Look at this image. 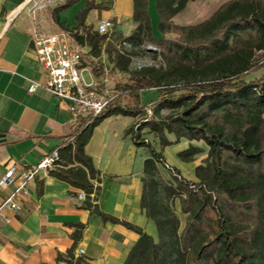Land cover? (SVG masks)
I'll return each instance as SVG.
<instances>
[{"label":"trees","instance_id":"16d2710c","mask_svg":"<svg viewBox=\"0 0 264 264\" xmlns=\"http://www.w3.org/2000/svg\"><path fill=\"white\" fill-rule=\"evenodd\" d=\"M80 1L64 0L53 8L54 21L64 28L60 13ZM188 1L155 0V25L148 0H133L137 28L126 38L131 48L119 49L108 35L86 24L88 14L104 6L85 0L74 35L90 49L88 64L97 76L105 66L98 59L106 54L109 74L120 73L121 79L100 114L79 118L49 174L85 191L84 208L139 235L123 264H264V0H227L207 20L175 23ZM144 43L160 49L153 55L157 63L132 69ZM112 115L134 117L126 135L150 151L143 164L141 208L156 224V237L94 202L101 172L85 147L97 125ZM145 129L158 136L162 149L182 139L204 142L208 150L195 169L197 181L169 166L172 179L162 180L164 154L147 139ZM204 150L190 144L179 158L191 162ZM177 198L184 226L173 208ZM57 255L71 264H87L75 258L73 249Z\"/></svg>","mask_w":264,"mask_h":264},{"label":"crops","instance_id":"0c3cea01","mask_svg":"<svg viewBox=\"0 0 264 264\" xmlns=\"http://www.w3.org/2000/svg\"><path fill=\"white\" fill-rule=\"evenodd\" d=\"M25 1L0 0V180L11 166L16 165L19 176L54 149H60L72 140L70 134L76 126L71 121L68 102L44 87L28 91L32 81L44 80V74L33 46L32 14L29 7H22ZM148 2L150 7L151 0ZM62 3L64 0H52L44 20L52 22L56 28L77 33L76 15L85 0L60 13L64 28L50 13ZM119 4L120 12L116 13L125 12L132 18L133 0H119ZM111 11L114 12L115 7ZM97 12L99 10L94 9L88 14L87 25L92 24ZM84 49V59L88 62L90 49L87 46ZM135 122L129 115L105 118L94 129L85 152L101 172L99 180H95L97 191L93 193L99 209L120 221L136 224L155 237L156 224L141 208L143 164L150 157V151L139 147L130 134L126 135ZM190 144L201 146L196 141L182 139L163 149L154 148L163 151L167 162L178 168L183 177L197 181L195 169L206 155L197 156L191 162L181 161L179 153ZM159 167L160 174H165L164 165L159 164ZM183 170L189 174L186 176ZM168 179H172L171 174ZM29 182L26 192L15 197L20 208L12 211L5 208L6 215L0 216V264H71L58 260L57 255L71 249L75 258L87 264H123L139 239L134 230L121 222L105 221L101 215L84 208V201L77 196L80 189L51 176L49 170H42ZM14 188V185L4 188L0 183V204ZM79 224L84 225L81 230ZM77 230L81 233L75 238Z\"/></svg>","mask_w":264,"mask_h":264},{"label":"built area","instance_id":"2783aa9c","mask_svg":"<svg viewBox=\"0 0 264 264\" xmlns=\"http://www.w3.org/2000/svg\"><path fill=\"white\" fill-rule=\"evenodd\" d=\"M51 4L52 0H26L22 5L29 7L32 14L35 29L31 36L44 74V80L32 81L28 91L34 92L38 87H44L50 94L68 102L71 121L77 125L79 118L97 116L106 108L113 94V77L106 65L102 75L95 74L92 66L84 59V45L79 43L73 31L56 28L52 22L44 20ZM114 26L115 22L110 17L102 18L96 29L100 34L108 35L109 39ZM80 33H84L82 29ZM117 76L121 77V74L117 73ZM58 158V149H54L52 154L45 156L19 176L16 165L11 166L0 183L4 188L12 185L15 188L0 204V216L6 215L5 208L18 210L20 205L15 197L26 192L29 181L42 170L53 169ZM77 196L83 201L87 198L83 190H79ZM80 252L83 254L84 250L81 249Z\"/></svg>","mask_w":264,"mask_h":264},{"label":"rangeland","instance_id":"374dc122","mask_svg":"<svg viewBox=\"0 0 264 264\" xmlns=\"http://www.w3.org/2000/svg\"><path fill=\"white\" fill-rule=\"evenodd\" d=\"M97 1H102V5L104 6V9L107 10H99L97 12L96 16L94 17V21L92 22L91 26L95 28V26L99 23L100 19L102 18H109L114 20L115 26L111 31L110 35V40L117 48L122 49L124 46L126 48H131V43L126 40L128 36L132 34L137 28V24L133 22V19L130 17H127L125 12L123 13H116L120 12V7H119V0H115L116 6H114V0H97ZM227 0H189L187 6L182 10L181 13L177 14L174 18V22L177 24H197L199 22H202L204 20H207L208 18L211 17V14L218 9L221 5L226 3ZM152 5L149 7V13L152 18V22L157 25V22L159 20L158 18V13L156 9V3L155 0H151ZM115 11H111L112 9ZM105 11H108L106 13ZM69 17V16H68ZM70 20V18H69ZM156 35L160 36L159 32L156 31ZM142 47L145 49V51L138 56L133 57L132 59V64L131 68L132 69H138L141 66L145 65H154V63H157L155 59H153L154 51H160L158 47L151 43H144ZM97 60V59H96ZM101 63L106 65L109 70L111 64L108 62V58L106 54H103L100 59H98ZM113 81H112V86L114 85L115 81L118 79H121V77H118L117 75H113ZM156 92V91H155ZM155 92H147L145 93L146 96H152L155 94ZM144 135H147V139L151 142V144L154 147L160 148V140L157 135H154L153 133L148 132L147 129L144 130ZM200 145L205 149L204 152L201 153V155H198L197 158L204 157L207 154V146L205 145L204 142H200ZM164 167L163 171L165 174H160V177L162 180L165 182L168 179V175L171 174L169 167L171 165L167 162V159L164 157ZM169 166V167H168ZM184 174L187 176L189 173L184 171ZM180 207V198H177L176 201L174 202L173 208H175L182 224L185 223V215L182 213Z\"/></svg>","mask_w":264,"mask_h":264},{"label":"water","instance_id":"95a60500","mask_svg":"<svg viewBox=\"0 0 264 264\" xmlns=\"http://www.w3.org/2000/svg\"><path fill=\"white\" fill-rule=\"evenodd\" d=\"M156 236H157V235H156ZM156 236H155V237H156Z\"/></svg>","mask_w":264,"mask_h":264}]
</instances>
